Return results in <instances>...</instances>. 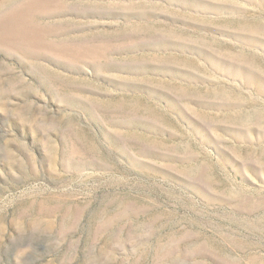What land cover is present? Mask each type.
<instances>
[{"label": "rangeland", "instance_id": "374dc122", "mask_svg": "<svg viewBox=\"0 0 264 264\" xmlns=\"http://www.w3.org/2000/svg\"><path fill=\"white\" fill-rule=\"evenodd\" d=\"M0 264H264V0H0Z\"/></svg>", "mask_w": 264, "mask_h": 264}]
</instances>
